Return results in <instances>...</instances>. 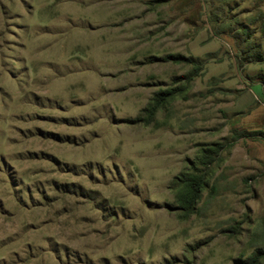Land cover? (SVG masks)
<instances>
[{
	"label": "rangeland",
	"instance_id": "obj_1",
	"mask_svg": "<svg viewBox=\"0 0 264 264\" xmlns=\"http://www.w3.org/2000/svg\"><path fill=\"white\" fill-rule=\"evenodd\" d=\"M258 247L264 0H0V264H240Z\"/></svg>",
	"mask_w": 264,
	"mask_h": 264
},
{
	"label": "trees",
	"instance_id": "obj_2",
	"mask_svg": "<svg viewBox=\"0 0 264 264\" xmlns=\"http://www.w3.org/2000/svg\"><path fill=\"white\" fill-rule=\"evenodd\" d=\"M164 58L174 63L187 62L193 64L190 76L197 75L202 68V62L200 60L185 56L181 53H168ZM179 89V87H176L154 91L151 102L148 106L142 109L144 115L137 116L134 119H128V122H142L143 124H148L153 120L155 111L158 108L165 106L168 100L172 98L173 94ZM236 136H243V134L236 133ZM220 148V145H214V147L209 151L210 154H203L200 156L199 162L204 165L210 164L214 160V157L218 156V151ZM179 180L182 183V190L179 194V198L184 208L187 211H190L196 201L199 199L201 189L205 182L203 175L201 173H196V171H193L192 173H183L179 177ZM263 257L264 250L258 247L254 253L243 260L240 264H259L261 258Z\"/></svg>",
	"mask_w": 264,
	"mask_h": 264
},
{
	"label": "crops",
	"instance_id": "obj_3",
	"mask_svg": "<svg viewBox=\"0 0 264 264\" xmlns=\"http://www.w3.org/2000/svg\"><path fill=\"white\" fill-rule=\"evenodd\" d=\"M228 105H225V107H222L223 110H225V112H228V109H227Z\"/></svg>",
	"mask_w": 264,
	"mask_h": 264
}]
</instances>
